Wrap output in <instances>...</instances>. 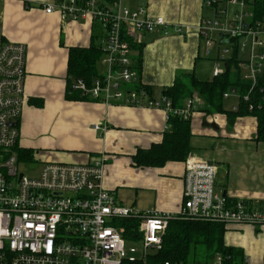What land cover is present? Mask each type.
Here are the masks:
<instances>
[{
  "label": "built area",
  "instance_id": "1",
  "mask_svg": "<svg viewBox=\"0 0 264 264\" xmlns=\"http://www.w3.org/2000/svg\"><path fill=\"white\" fill-rule=\"evenodd\" d=\"M257 5V0H204L209 14L199 26L207 54L216 55L213 77L224 74L231 62L247 84L245 92L229 87L223 98L248 102L249 110L255 108L253 101H264V15ZM43 6L48 13L59 11L63 20L89 18L105 31L102 75L91 85L75 79L72 91L106 103L164 108L168 119H190L201 107L198 92L176 107L164 94L155 98L144 86H132L137 78L133 44L141 42L143 33L166 28L163 16L150 15L146 7L130 9L124 0H58ZM26 77L27 46L7 40L0 22V264H123L146 259L162 248L170 221L181 218L264 227V205L229 199L217 190L218 164L196 156L186 161L183 202L177 212L120 203L104 184L102 157L85 164L47 161L37 176L22 173L18 148ZM123 219L138 222L131 239L142 242L139 258L127 252ZM213 264H224L222 255Z\"/></svg>",
  "mask_w": 264,
  "mask_h": 264
},
{
  "label": "crops",
  "instance_id": "2",
  "mask_svg": "<svg viewBox=\"0 0 264 264\" xmlns=\"http://www.w3.org/2000/svg\"><path fill=\"white\" fill-rule=\"evenodd\" d=\"M57 1L0 0L6 39L27 46L18 148L22 160L39 161L42 166L47 161L85 164L102 157L104 184L120 203L177 212L183 202L187 159L205 157L218 164V191L229 199L264 205V141L257 138L258 117L244 114L231 119L230 111L239 106L237 98L225 100L224 112L208 111L201 104L188 119L192 152L185 161L161 166L137 165L134 156L139 149L162 142L170 129L164 108L68 98L77 95L69 89V49L92 43L102 46L105 31L89 18L63 20L59 11L48 13L43 5ZM124 4L133 10L146 7L150 15L168 22L166 28L143 33L141 42L133 44V64L136 71L138 65L141 68L133 87H151L154 97L160 98L178 76L196 75L201 60L213 59L199 32L202 18L209 14L204 0H124ZM104 69L102 63L99 70ZM97 124L102 128L96 129ZM226 149L234 154L232 160L225 158ZM225 242L242 250L243 263L264 264V227L231 224L226 226Z\"/></svg>",
  "mask_w": 264,
  "mask_h": 264
},
{
  "label": "trees",
  "instance_id": "3",
  "mask_svg": "<svg viewBox=\"0 0 264 264\" xmlns=\"http://www.w3.org/2000/svg\"><path fill=\"white\" fill-rule=\"evenodd\" d=\"M257 3L260 15H264V0H257ZM102 55V47L94 43L88 47H71L69 49L68 81L70 91H72V83L75 79L82 78L91 85L96 77L102 75L97 66ZM230 63L224 74L208 80H202L194 73H183L175 79L172 86L164 88L163 94L172 100L174 106L179 107L184 104L186 98L194 92H198L204 98L208 111H227L224 107L223 93L231 86L239 87L241 92L247 90V84L242 82L239 72L234 71ZM137 69L140 73V65ZM144 87L150 95L154 94L151 87ZM135 88L141 89L142 85L136 84ZM74 92L77 95L73 97L68 95V98L88 99L82 97L79 92ZM253 102L256 104L254 110H249L248 102L240 100L238 110L230 111L229 114L231 119L244 114L256 115L258 117L257 138L264 141V101ZM168 122L170 129L165 131L161 143L154 144L149 149L137 151L134 156L137 165L161 166L167 161H185L187 159L192 152L190 144L191 120L170 115ZM24 152H26L24 155L31 156L30 151ZM120 224L126 226L127 238L131 239L134 234L132 233L133 227H137L138 222L132 219H123ZM225 232L224 223L191 218L174 219L170 221L163 236V245L160 250L150 253L146 259L128 260L123 264H156L164 261L181 264H213L217 255H222L224 264H242V250L226 244Z\"/></svg>",
  "mask_w": 264,
  "mask_h": 264
},
{
  "label": "rangeland",
  "instance_id": "4",
  "mask_svg": "<svg viewBox=\"0 0 264 264\" xmlns=\"http://www.w3.org/2000/svg\"><path fill=\"white\" fill-rule=\"evenodd\" d=\"M131 9V8H130ZM227 56H231L232 55V51L230 50V52H228L226 54ZM216 57V55H215ZM215 57H213V59L211 58H207L205 60H201L204 61L203 65L200 66L199 71H197V76L201 77V78H212L213 77V69H214V65H215ZM221 65L222 67L225 66V61L221 60ZM98 68L100 69L102 67V60L99 61L98 63ZM158 95V93L156 94ZM200 100L202 102V105H205L206 102L204 100V98L200 95ZM225 154V158H227V156L230 158V160L233 159L234 154L229 151L228 149H226ZM204 159H207L204 157ZM210 160V159H208ZM19 169L22 173L26 174L29 177H34L37 176L41 170V164L39 163V161H34V160H21L19 163ZM142 242L139 239H127L126 240V249L129 255L139 258L142 255ZM131 249H135L136 252H132Z\"/></svg>",
  "mask_w": 264,
  "mask_h": 264
},
{
  "label": "water",
  "instance_id": "5",
  "mask_svg": "<svg viewBox=\"0 0 264 264\" xmlns=\"http://www.w3.org/2000/svg\"><path fill=\"white\" fill-rule=\"evenodd\" d=\"M22 176V175H21Z\"/></svg>",
  "mask_w": 264,
  "mask_h": 264
}]
</instances>
